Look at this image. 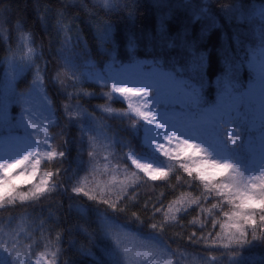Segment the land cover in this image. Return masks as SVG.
I'll list each match as a JSON object with an SVG mask.
<instances>
[{
    "label": "snow or ice",
    "instance_id": "snow-or-ice-1",
    "mask_svg": "<svg viewBox=\"0 0 264 264\" xmlns=\"http://www.w3.org/2000/svg\"><path fill=\"white\" fill-rule=\"evenodd\" d=\"M61 2L65 3V8L57 11L56 31L63 33L61 47L57 49L63 66L51 77V82L64 88L71 82L75 88L91 80L102 88H108L101 95L108 102L118 97L126 107H97L110 119L129 120L127 130L139 145L137 151L131 140L115 133L109 134L110 125L89 113L78 101L75 105L64 103L65 117L69 123L79 121L81 143L85 139L87 141L89 174L93 179L97 173L110 174L106 182L97 180L95 187L87 191L84 186L87 177L82 178L80 186H73L71 191L83 194L88 200L96 201L97 205H105L113 213L126 212V207L119 205L127 197L129 189L140 181L138 173L151 180H167L173 173L175 165L160 161L161 156L166 157L168 161H175L189 177L194 176L203 186V192L196 198L181 193L167 205L166 210L163 206L155 208L153 205V216L162 212L163 221L149 227L162 233L166 224L178 221L177 213L187 211L185 205L201 206L202 200L207 202L214 194L218 202L208 209L200 207L202 213L211 216L213 211H218L222 217L212 220L213 229L217 225L220 228L215 236L210 232L200 237L206 250L219 253L210 254L206 264H264V255L257 257L253 251L264 249V0H233L220 8L226 19L259 26L260 43L246 52V56L250 55L248 68L255 73V82L247 87L240 75L243 64L232 43L220 45L216 51L217 66H210L205 40L207 34L217 27V18L205 0H152V7L158 14V25L154 34L144 38L153 47L159 46L175 55L166 59L164 65L154 60L151 63L132 61L126 66L119 64L113 55L116 51L113 23L97 18V11L89 10L85 0H77V4L87 11L97 47L111 58L107 72L81 71V64L77 62L79 53L72 52V46L86 51L87 41L79 28L74 37L69 35L71 24L64 22L65 13L68 6L76 4L72 0ZM91 4L93 9L105 15L127 10L126 18L131 22L136 18L139 0H91ZM180 12H185L186 17L181 19ZM200 22L204 23L196 30L195 25ZM17 27L22 28V24ZM6 31L0 24V39L4 42H7ZM137 40L134 33L128 35L130 51L137 47ZM235 42H240L238 37ZM33 45L31 33L22 32L17 45L21 51L18 53L9 45L4 57L12 70L6 73L7 90L0 92V133L8 131L7 137L0 135V208L17 202H38L62 187L55 178L66 171L60 168L55 172L41 171L45 163L62 160L66 152L58 151L52 144L54 137L49 128L56 126L58 120L45 84L47 68L42 69L36 64L42 53H38ZM66 51L71 54H65ZM34 65L33 79L27 91L17 93V77ZM86 66L91 67L90 64ZM165 66L168 70H164ZM213 78L216 98L209 102L207 96ZM81 94L86 97L95 95L83 89L67 92L69 100ZM35 100L40 102L38 107L33 103ZM17 102L29 106L21 107L20 117L13 125L12 119L15 118L9 116L8 108ZM21 127L25 135L22 138L13 136V128ZM253 132L258 134L255 138ZM117 145L127 151L117 156L114 151ZM185 150H190L191 154L185 155ZM100 152H103V165L98 159ZM113 159L130 161L136 171L129 174L127 165L121 168L119 163L112 162ZM83 164L81 160L78 167ZM197 165L199 167L194 172ZM206 167L216 169L217 175L206 176L203 171ZM15 169H19L21 175L26 172L31 177L25 181L30 185L27 190H21L13 183ZM121 172L123 178H120ZM176 181L180 183L181 177L176 176ZM147 206L145 202V208ZM76 210L85 219L93 211L83 206ZM131 216L140 221L136 212ZM98 219L103 226L102 235L111 242L103 247L91 242L92 233L87 228L78 226V230L89 237V246L82 245L77 252L89 258L90 264H172L171 258L164 259L165 256L171 257L172 251L159 235L153 234L149 240H141L139 235L127 232L126 225H119L115 217L108 216L106 212ZM195 222L196 218L190 223ZM24 223H28L26 218H22L19 230L0 225V264H58L63 252L60 247L62 234H56L54 245L50 240L45 243V251L35 253L33 261L32 244H22L19 238L25 230ZM37 227L41 229V239H46L44 221ZM194 236L195 233L189 239ZM72 246L70 243V248ZM49 255L51 259L47 258ZM64 264H75V261H65Z\"/></svg>",
    "mask_w": 264,
    "mask_h": 264
},
{
    "label": "trees",
    "instance_id": "trees-1",
    "mask_svg": "<svg viewBox=\"0 0 264 264\" xmlns=\"http://www.w3.org/2000/svg\"><path fill=\"white\" fill-rule=\"evenodd\" d=\"M208 6L211 7L212 13L217 18V27L207 34L205 40L206 50L209 51L210 66H217L216 51L223 43L225 45L232 43L236 50V54L243 64L241 69V79L245 87L253 80V74L246 65V52L250 46L254 45L256 41L255 24L248 25L242 21H233L226 19L220 12L222 5L230 4L233 0H205ZM247 2V0H245ZM255 2V0H253ZM76 6H68L65 13V23L71 24L70 36H75L77 28L80 34L87 41L86 51H82L80 47L72 46V52L79 53L78 63L81 64V71L85 72L86 64L89 61H94L99 67H104L107 62L111 60L109 55L104 54L102 49L97 47L96 41L93 39L92 28L88 23L89 17L87 11L77 4V0H72ZM89 10L97 11V18L110 20L114 25V34L116 39V51L113 53L116 60L121 63L132 62L138 59L159 60L163 65L166 59H170L175 55L174 52L169 53L166 49H161L159 46L153 47L152 44L144 38L145 35L154 34L158 25V14L155 8L152 7V0H139V7L134 21H129L126 18L127 10L105 15L104 12L92 8L91 0H85ZM65 8V3L61 0H0V24L7 31V42L0 39V92L7 90L6 73L12 69L5 62L4 57L7 55L9 45L18 53L21 49L17 48L18 37L22 32L31 33L34 41V47L38 53H42L36 64L40 65L42 69L47 68L45 75V84L47 93L52 100V108L58 120V124L49 128L54 139L52 144L58 151L66 152V156L60 160H54L52 163H45L41 171L49 170L55 172L57 168L62 170L59 177L55 179L62 185L59 189L51 194H47L38 202H25L15 205H5L0 208V225L7 228L20 229L22 218H26L28 223L23 224L24 231L21 232L20 240L22 244H32V260H35V253L45 251V243L49 240L55 244L56 234H62V242L60 247L63 249L62 254L58 258V264H64L65 261H75V264H90L89 258L82 257L78 254L77 249L83 246H89V237L83 231L78 230V226H83L92 233V243L98 247H103L104 244H110L102 235V223L98 217L107 213L110 217H115V222L121 226H127L126 231L129 233H136L141 240H149L151 235L156 234L169 246L172 251L171 257L165 256L164 259L171 258L172 264H206V258L214 251L206 250L204 241L200 239L202 235L207 236L212 233L213 236L220 231L219 225L213 229L212 220L222 219L218 211H213L212 215L202 213L200 207L205 209L211 207L213 203L218 202L214 194L207 202L201 201V206L192 205L187 207V211L180 212L177 217V222H169L165 225L164 231L161 233L158 230H153L149 226L152 223H161L163 221V213H157L153 216V205L155 208H163L166 210L167 205L175 200L181 193L186 196L196 198L201 196L203 186L199 181L193 177H189L179 168L175 161H168V158L161 156L160 161H167L175 165L174 171L170 174L167 180H151L144 176L143 173H138L141 177L137 185L131 187L127 193V197L121 201L120 207H126V212L113 213L110 209H106L103 204L97 205L96 201L88 200L83 194H76L71 191L73 186H80L82 178L87 177L85 181V190H90L95 187L96 181L103 182L100 178L101 173H97L95 179L89 174V157L88 145L85 139L81 143V132L79 129V121L69 123L65 117L63 104L69 103L75 105L77 101L89 113H93L97 118H100L108 125H110V133H115L118 137L125 140H131L133 146L139 151L138 141L133 139L132 134L128 129L129 120L110 119L106 114L102 115L101 109L98 105H106L115 109H124L126 104L120 99L116 98L108 102L105 97L101 95L102 92L108 91V88H102L94 81H87L83 84H78L73 88L71 82L69 86L64 88L60 84H53L51 77L63 66L60 55L57 49L61 47V40L63 33H57V11ZM181 19L186 17L185 12L178 13ZM78 16L79 19H73ZM41 17H44L42 20ZM195 25L196 30H199L201 24ZM22 24V28L17 25ZM175 28V22H173ZM135 34L138 38L137 47L134 51H130L127 47V37L129 34ZM239 38L240 42H235V38ZM230 38H233L230 40ZM110 47V46H106ZM65 54H71L66 51ZM166 67V66H165ZM35 65L31 70H24L20 73L15 81V91L17 93L26 92L32 79ZM167 68V67H166ZM76 89H83L95 93L92 97H86L82 94L79 97H74L72 100L68 99L67 92L75 91ZM209 102L215 100V83L207 96ZM38 107L39 100L33 101ZM28 107L22 102H17L9 105L8 112L12 119V124L15 125L20 117L21 107ZM23 132L21 128H13L12 132ZM3 130L0 135L7 133ZM67 141V144L64 142ZM117 156L127 151L126 148H121L117 145L114 149ZM98 159L100 164H104L103 152L99 153ZM83 160L82 167H78L79 162ZM113 163H119L121 168L127 165L129 174L136 171L135 167L130 161L113 159ZM158 166V164L156 165ZM122 173V172H121ZM176 176L181 177L180 183H177ZM21 190H27L30 185L25 183L17 184ZM191 185V186H189ZM134 199H130L131 197ZM107 198V197H106ZM112 199H115L113 196ZM147 202V208H145ZM72 205V208H69ZM83 206L93 211L89 212L87 219L83 218L78 212L77 207ZM99 209V211H96ZM227 211V207L224 208ZM132 212H136L140 217V221L135 220L131 216ZM196 218L195 223H190ZM41 221H44V235L46 239H41V229L37 227ZM203 223V227L201 224ZM195 233V236L190 240L189 237ZM31 234V238H29ZM98 237V238H97ZM103 242V243H102ZM70 243L73 245L70 248ZM96 249H94L95 251ZM176 251V252H175ZM257 257L264 255V249L253 250ZM177 253V254H176ZM183 253V255H182ZM248 253H245L247 255ZM188 255V257H186ZM179 257V259L177 258ZM51 259L49 255L47 257Z\"/></svg>",
    "mask_w": 264,
    "mask_h": 264
},
{
    "label": "rangeland",
    "instance_id": "rangeland-1",
    "mask_svg": "<svg viewBox=\"0 0 264 264\" xmlns=\"http://www.w3.org/2000/svg\"><path fill=\"white\" fill-rule=\"evenodd\" d=\"M255 36H256V41H255V43H254V45H252V46H250L249 47V49H251V48H255V47H258V45H259V43H260V41H259V26L257 25V24H255ZM248 59H250V55H247V59H246V65H247V67H248V64H247V60ZM118 62H119V64H122V65H128L130 62H126V63H121V61L120 60H117ZM135 61H139V62H147V63H151V62H153V60H151V59H138V60H135ZM111 63H112V61L110 60L109 62H107L106 64H105V66L104 67H99V66H97L96 64H95V62L94 61H89V62H87V64H90L91 65V67H88V66H86V69H85V72H88V71H92V72H97V71H104V72H107L108 70H109V66L111 65ZM162 64V63H161ZM163 65V64H162ZM249 69V68H248ZM164 70H168L166 67L164 68ZM251 72H252V74H253V80L250 82V83H254L255 82V73L251 70V69H249ZM144 71L145 72H147L148 71V69L147 68H145L144 69ZM110 81L108 82V84H109V86H110ZM118 98V97H117ZM119 99V98H118ZM126 104V103H125ZM7 135H8V132L7 133H4V134H2V136L3 137H7ZM12 135L13 136H15V137H18V138H22L24 135H25V133H23V132H12ZM256 135H258L257 133H255V132H253V137L255 138V136ZM188 154H191L190 153V150H185V155H188ZM143 163H149L150 161H142ZM154 166H156V165H154ZM197 167H199V165H197V166H194V172H195V170H196V168ZM203 171H204V174L206 175V176H209V177H215L216 175H217V170L216 169H213V168H208V167H206V168H204L203 169ZM109 177H110V174L109 175H103V174H101L100 175V178L101 179H103V182H106L108 179H109ZM120 178H123V173H121L120 174ZM31 179V177L29 176V174L28 173H23L22 175L20 174V170L19 169H15V170H13V181L15 182V183H17V184H21V183H25V181L26 180H30ZM102 182V183H103ZM187 205H185V207H186ZM179 213H177V215H178ZM176 252V251H175ZM177 254V253H176ZM211 255H219V253L218 252H213ZM186 257H188V255L186 256ZM178 259H179V257H177Z\"/></svg>",
    "mask_w": 264,
    "mask_h": 264
}]
</instances>
